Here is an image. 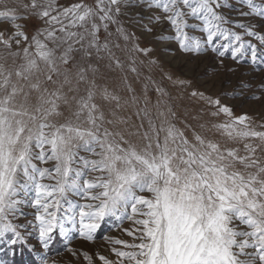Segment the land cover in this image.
Segmentation results:
<instances>
[{
	"label": "snow or ice",
	"instance_id": "1",
	"mask_svg": "<svg viewBox=\"0 0 264 264\" xmlns=\"http://www.w3.org/2000/svg\"><path fill=\"white\" fill-rule=\"evenodd\" d=\"M125 16L146 33L169 25L174 36L162 31L156 39L175 40L181 52H230L239 62L250 50L252 65L264 64V0H0V238L24 240L13 221L28 204L45 250L57 229L66 242L72 238L66 222L75 227L78 218L79 238L92 241L112 217L131 222L123 231L132 241L110 240L121 248L111 249L114 260L97 254L102 264H264V123L193 89L208 119L199 131L181 128L159 83L152 81L153 104L147 84L138 94L126 74L110 76L125 70L113 48H125L109 37L125 42L127 70L137 76L138 56L153 51L127 30ZM30 18L44 25L31 35L17 23ZM239 87L244 95L251 85ZM69 194L91 203H73Z\"/></svg>",
	"mask_w": 264,
	"mask_h": 264
},
{
	"label": "rangeland",
	"instance_id": "2",
	"mask_svg": "<svg viewBox=\"0 0 264 264\" xmlns=\"http://www.w3.org/2000/svg\"><path fill=\"white\" fill-rule=\"evenodd\" d=\"M24 2H27V0H24ZM75 2H78V0H57V3L62 6H68ZM229 2L233 3L234 0H229ZM134 11H138V9H134ZM147 14V11H145L144 23H147ZM232 18L236 20L243 19L235 13L232 14ZM122 22L130 33L134 32L139 37L137 42L141 47H151L153 51L149 57L138 56L137 68L139 75L137 76L127 70L129 60L125 42L117 39L115 36L109 37L113 43H119L122 48H125V51L113 48L116 55L124 62L125 70L123 73L109 72L108 74L110 76H123L126 74L129 83L132 84V87L138 94L145 90V84H147V95L153 104L156 101V93L155 85L152 84V81L159 83L170 94L169 104L176 113L177 118L174 122L178 127L183 128L184 123H187L199 131L198 124L208 119V106L205 101L191 96L193 89L204 93L205 96L218 97L222 104L233 109L235 115L247 113L257 124L264 123V90L260 88V85L264 84V64L253 66L250 50L243 57L239 58V62L231 58L230 52L226 53L223 58L217 57L210 49L198 55L184 53L180 51L179 45L175 40L156 39L162 31L165 36H174V32L171 31L169 25L165 24L163 28L157 26L152 33H146L142 32L138 25L131 23L127 16L122 17ZM193 22L189 21V23ZM17 23L24 24V31L29 35L36 29L44 27L43 22L35 18L20 20ZM3 26L0 24V27ZM110 30L115 33V26H111ZM234 30L237 32L241 31L240 29ZM188 31L190 35L197 37L203 35L191 29ZM100 36L101 42H103L107 33L101 30ZM245 40H251L252 43H256L259 49V42L255 39L245 37ZM128 46L130 47V45ZM15 49L16 46L13 44V50ZM260 54L258 52V56ZM3 55H6V50L0 46V56ZM149 59H154L157 63L148 65ZM221 59L223 60V64L220 63ZM140 60H143L144 63H139ZM8 62L11 63V60L9 59ZM107 63V60L101 62L100 71L102 73L108 72L106 68ZM165 73L171 75L173 80L179 78L191 81V84L183 87L174 85L165 77ZM241 82L251 85V87L243 89L244 95H240L242 89L239 85ZM253 96L259 97V99H254ZM224 118L223 116L220 117V119ZM132 120L137 124L139 123L135 116L132 117ZM188 134L190 135L191 133L189 132ZM80 155L92 158L84 151H81ZM36 163L40 167L53 166V162L40 164L37 161ZM87 175L90 177L93 174L88 173ZM42 182L54 183V181L47 179ZM68 199L78 204L91 203V201L81 199V197L72 194L68 195ZM17 217L18 219L13 222L22 225L18 230L22 233L24 240L12 245L8 243L11 238L10 233L0 238V264H13V259L19 256H22L24 259L28 257L33 264H43L44 259L48 260V264H88V261L80 255L82 252L92 257V264H102L96 258L97 254L103 255L109 260H114L116 258L113 256L111 249L113 247L121 248L120 245L110 243V240L122 239L128 242L132 241V238L127 236L123 231L124 228L132 226L131 222L125 220L123 223H118L112 217L105 218L100 228L93 234L94 239L92 241L79 238L77 218L75 227L67 222L65 223V228L70 230L72 238L66 242L59 234V229H57L49 250H45L38 245V230L34 227L36 223L35 209L28 204H22L20 205ZM29 221L32 223H29ZM69 249L75 251L77 255H72V251H69Z\"/></svg>",
	"mask_w": 264,
	"mask_h": 264
},
{
	"label": "trees",
	"instance_id": "3",
	"mask_svg": "<svg viewBox=\"0 0 264 264\" xmlns=\"http://www.w3.org/2000/svg\"><path fill=\"white\" fill-rule=\"evenodd\" d=\"M13 264H33V263L28 257L24 259L22 258V256H19L13 259Z\"/></svg>",
	"mask_w": 264,
	"mask_h": 264
}]
</instances>
